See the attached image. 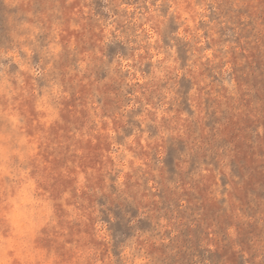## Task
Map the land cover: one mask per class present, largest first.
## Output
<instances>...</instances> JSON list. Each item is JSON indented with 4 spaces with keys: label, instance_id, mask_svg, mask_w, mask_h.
I'll list each match as a JSON object with an SVG mask.
<instances>
[{
    "label": "rangeland",
    "instance_id": "374dc122",
    "mask_svg": "<svg viewBox=\"0 0 264 264\" xmlns=\"http://www.w3.org/2000/svg\"><path fill=\"white\" fill-rule=\"evenodd\" d=\"M226 263L264 264V0H0V264Z\"/></svg>",
    "mask_w": 264,
    "mask_h": 264
},
{
    "label": "clouds",
    "instance_id": "9594fccd",
    "mask_svg": "<svg viewBox=\"0 0 264 264\" xmlns=\"http://www.w3.org/2000/svg\"><path fill=\"white\" fill-rule=\"evenodd\" d=\"M27 188V184L21 187L20 194L17 197L16 215L22 223L27 222L34 212L42 210L38 202L32 200V197L28 194Z\"/></svg>",
    "mask_w": 264,
    "mask_h": 264
},
{
    "label": "trees",
    "instance_id": "16d2710c",
    "mask_svg": "<svg viewBox=\"0 0 264 264\" xmlns=\"http://www.w3.org/2000/svg\"><path fill=\"white\" fill-rule=\"evenodd\" d=\"M242 251H245V250H244V249H242ZM227 263H231V262H227ZM227 263H226V264H227Z\"/></svg>",
    "mask_w": 264,
    "mask_h": 264
}]
</instances>
